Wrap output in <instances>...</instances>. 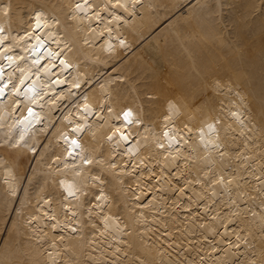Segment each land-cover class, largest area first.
Listing matches in <instances>:
<instances>
[{"label": "bare ground", "instance_id": "6f19581e", "mask_svg": "<svg viewBox=\"0 0 264 264\" xmlns=\"http://www.w3.org/2000/svg\"><path fill=\"white\" fill-rule=\"evenodd\" d=\"M0 28V264H264V0H0Z\"/></svg>", "mask_w": 264, "mask_h": 264}, {"label": "snow or ice", "instance_id": "6c2138e0", "mask_svg": "<svg viewBox=\"0 0 264 264\" xmlns=\"http://www.w3.org/2000/svg\"><path fill=\"white\" fill-rule=\"evenodd\" d=\"M80 7V5H77V8H79ZM0 31H3V29L2 28H0ZM3 91V89H0V92H2ZM131 115V113L130 112H125L124 113V117H125V119H127L129 116ZM211 127V126H210ZM72 143L73 144H75L76 143V141L75 140H73L72 141Z\"/></svg>", "mask_w": 264, "mask_h": 264}]
</instances>
